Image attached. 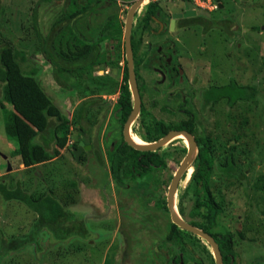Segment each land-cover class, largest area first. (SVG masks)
<instances>
[{
    "label": "rangeland",
    "instance_id": "1",
    "mask_svg": "<svg viewBox=\"0 0 264 264\" xmlns=\"http://www.w3.org/2000/svg\"><path fill=\"white\" fill-rule=\"evenodd\" d=\"M136 1L103 0L99 4L101 8L82 19L81 30L89 36L101 30L106 19L115 22L113 17L119 18L123 26L121 46L118 40H111L110 34L102 37L101 46L107 51L108 60L119 53L118 48H123L125 55V23ZM65 2L68 0H0L3 8L0 21L10 40L32 51L35 65L25 64V69L36 70V78L71 122L83 102L95 100L87 113L88 121L73 125L67 144L70 148L78 141L84 142L86 149L80 156V160L85 156L84 160L76 161L66 149L60 158L45 164L30 169L21 164L16 155L18 143L6 134V118L12 106L4 102L0 84V181H7L11 188L20 183L29 193L52 190L54 196L75 213L76 219L85 223L88 233L60 244L44 232L39 239L40 247L32 243L18 252L12 251L3 264H176L174 261H178L182 252L180 246L167 241L173 222L164 204L170 183L187 155L186 143L178 138L161 148L160 153L168 161L166 169L145 179L127 181L126 188L114 182L110 155L123 137L114 116L119 93L106 94L101 99L98 95L81 99L78 88L64 87L66 83L57 80L51 64L41 53L34 29L37 16L42 36L50 35L59 13L65 11ZM147 5L143 4L135 13L132 29L136 38L142 36L145 42L138 53L140 66L150 57L147 45L164 42L166 38L167 28L160 36L153 37L150 33L149 29L157 33L162 27L156 21L150 23V28L143 25ZM160 6L166 14L187 11L190 7L181 2L160 3ZM196 12L209 20L207 32L204 27L193 25L170 36L176 44L172 61L181 64V81L170 88L167 82H156L162 76L158 72L141 70L148 88L146 108L151 113L150 119L168 124H177L194 115L198 135L214 139L216 164L223 163L231 147L237 146L235 159L239 171L245 172L246 177L241 181L215 169L212 188L225 214L221 225L213 231L234 233L238 241L235 246L238 264H264V190L255 189L256 184L262 186L264 183V0H232L225 10L196 9ZM1 40L4 38L0 33ZM163 51H166L165 46ZM108 63L96 67L93 74L120 84L122 75L118 65ZM119 66L123 67L124 63ZM152 68L160 69V66L153 63ZM231 80L241 86L257 85L256 99L239 101L234 107H230L227 100L217 105L204 104V92L209 87L225 85L226 90ZM229 115L235 119H230ZM246 118L248 124L241 131L236 130L233 122L237 119L244 122ZM139 120L131 133L135 142L143 144L146 132ZM77 127L84 128L87 133L79 132ZM240 133L244 136L236 141L234 136ZM193 172L192 167L181 178L176 193L177 212L178 201L184 196ZM259 179L263 182H258ZM72 181L77 182V188L69 187ZM183 200L187 215L181 217L189 223L194 201L191 195ZM36 219L37 214L25 204L4 202L0 198V243L26 236ZM185 244L186 264H198L199 260L210 264L205 247L212 255L213 251L206 240L190 233L185 236ZM10 245L7 242L4 247Z\"/></svg>",
    "mask_w": 264,
    "mask_h": 264
},
{
    "label": "trees",
    "instance_id": "2",
    "mask_svg": "<svg viewBox=\"0 0 264 264\" xmlns=\"http://www.w3.org/2000/svg\"><path fill=\"white\" fill-rule=\"evenodd\" d=\"M102 1L68 0L64 4L65 11L59 13L50 35L42 36L38 27L37 16L34 18V29L39 38L41 53L51 64L57 80L62 84L66 83L63 85L64 87L78 88L81 99L97 95L101 99L103 95L119 93L114 116L123 132L124 125L134 107L129 85L127 60L124 57L123 48L122 50L118 48L119 53L113 55L108 63L106 61L107 51L101 46L102 37L107 34H110L111 40H118L119 46H121L120 39L123 36V26L118 17H113L115 22L106 19L101 30L96 34L90 33L89 36H86L81 30L82 19L101 8L99 4ZM231 1L221 0L223 8H219L217 11L225 10L226 5ZM190 7L192 6L190 5ZM2 11L3 8L0 5V14ZM163 11L159 3H150L146 8L145 16L142 18L143 25L150 28V23L156 19L165 23ZM221 22L226 21L221 19ZM193 25L204 27L205 32L209 29L207 22L200 16L189 21L185 20V23L182 24L183 27L187 26L188 28ZM2 29L3 25L0 21V33L4 38L0 41V84L2 85L4 102H8L12 106V110L6 118L5 129L7 136L15 139L18 143L16 155L20 157L21 164L29 169L36 165L45 164L60 158L62 151L66 149H69L74 156V151L79 147L80 142L78 141L70 148L67 147L70 130L73 125H81L82 121H88L87 113L95 100L83 102L76 112L75 119L71 122L36 78V70L33 72V69L30 71L25 69V64L35 65L30 54L32 51L22 45H16ZM254 29L258 30V28ZM131 40L134 57L138 58L140 45L144 40L142 36L137 39L134 33H132ZM123 58L125 64L120 67L119 63ZM106 63L118 65L120 75H122L120 84L108 77L93 74L96 67ZM135 71L136 76H138V66L135 67ZM69 83H72L71 86H68ZM228 85L226 90L224 89L225 85L210 87L205 92V105L211 103L217 105L227 100V104L234 107L239 101H254L256 99L257 85L241 86L234 80H231ZM227 91L228 93H226ZM1 106L5 108L4 103H1ZM150 116L151 113L144 107L139 117V123L142 128H145V142H156L171 131H188L195 136L198 150L192 164L194 172L184 196L178 201L179 213L182 217L187 215L183 198L191 195L194 204L190 212L191 221L189 223L215 239L223 256L224 264H238L235 252L238 241L234 238V233L227 231L225 234H220L213 231L221 225L225 208L216 200L212 188L215 169L229 177H236L241 181L245 179L246 173L239 171L235 159L237 146L231 147L223 163L216 164L218 158L215 154L214 139L211 136H199L194 119L189 118L187 121L177 124H168L162 120L150 119ZM229 117L235 119L230 115ZM246 119L244 122H238V119L233 122L237 126L236 130L241 131L248 124V118ZM77 128L80 130L79 132L87 133L84 128ZM243 136L241 133L236 134L234 139L237 141ZM160 151L161 148L155 152L135 150L125 142L123 136L122 141L114 147L110 155L112 179L119 187L126 188L128 186L127 181L135 182L145 179L166 169L168 161ZM84 157H81V162ZM258 182H263V179H259ZM69 187L75 189L78 184L76 181H72ZM256 188L264 190V183L262 186L256 184ZM0 198L4 202L23 203L37 214V219L33 222L30 233L24 237L9 238L0 243V264L4 263L12 251L18 252L32 243L40 247L39 239L44 232L50 236L53 242L60 244H66L70 239L88 233L85 223L76 219L75 213L66 207L60 199L56 198L52 190L29 193L22 188L20 183L17 184V187L11 188L7 181L3 180L0 181ZM164 208L169 211L166 201ZM189 234L190 232L172 224L167 241L180 246L182 252L178 261L175 259L174 263L176 264L187 263L185 236ZM197 239L199 240V238ZM7 242L11 245L5 248L4 245ZM205 249L210 264H216L212 252L206 247ZM198 264L204 263L199 260Z\"/></svg>",
    "mask_w": 264,
    "mask_h": 264
},
{
    "label": "water",
    "instance_id": "3",
    "mask_svg": "<svg viewBox=\"0 0 264 264\" xmlns=\"http://www.w3.org/2000/svg\"><path fill=\"white\" fill-rule=\"evenodd\" d=\"M146 2V0H137L128 11L126 23H125V55L126 60L128 64V72H129V85L130 90L132 93V99L134 103L133 111L126 122L124 129H123V136L125 142L135 150L143 151V152H155L159 150L160 148L164 147L165 145L170 144L172 141L178 139L180 136H184L188 138L190 147L187 148V155L182 161L178 171L174 175V178L171 182V185L169 187V192L167 196V206L168 210L171 216V220L173 224L178 226L180 229L188 231L190 233H193L197 235L198 237L206 240L208 244L211 246L215 263L216 264H224L223 256L221 254L220 248L218 244L216 243L215 239L208 233L204 232L203 230L191 225L187 221H185L179 212H177L176 207V193L177 188L179 186V183L181 181V178L183 175L188 172L190 168H192L193 161L196 157L197 150H198V144L196 142L195 137L190 134L187 131H171L169 132L165 137L162 139L146 143L144 145L137 144L133 138H132V127L134 123L137 121V119L140 117L141 114V108H142V101L140 97V92L137 85V78H136V71H135V61H134V54H133V48H132V29H133V23H134V16L135 13L142 7V5ZM220 8H223V5L221 4ZM195 15V11H190L183 14H176L174 15V19L171 22V29L174 30L176 19H180L183 17L193 16ZM264 30V28H263ZM86 149V145L84 142H81L78 149L74 151V156L76 161L80 160L81 154ZM9 169L11 167L9 166Z\"/></svg>",
    "mask_w": 264,
    "mask_h": 264
},
{
    "label": "flooded vegetation",
    "instance_id": "4",
    "mask_svg": "<svg viewBox=\"0 0 264 264\" xmlns=\"http://www.w3.org/2000/svg\"><path fill=\"white\" fill-rule=\"evenodd\" d=\"M181 3H185L186 5L189 6V4H187L186 2H181ZM190 11H195V15L176 19L175 28H174V30H172L171 29V22L174 19V15H176V14H183L184 15L185 13L190 12ZM164 14H165L164 21H165V23H167V25H165V23L161 22L160 20L156 19V23H159L160 27L161 26L162 27L157 30V33L153 29H149L150 33L154 35L153 37H156V35L160 36V34L162 32L165 33V28H167L166 34H164V35H166L164 42L159 41V42H155L153 44L149 43L147 45L148 49L146 51H148L150 53V57H148L147 63L145 62L146 64L143 63L140 66L139 65V62H140L139 56H138V58L134 57L135 67L138 66V68H139L138 76H136V78H137V85H138V89H139L140 97H141V101H142L141 111L143 110L144 107H146V95H147V91H148V88L146 85L147 83H146V80L142 77L141 70L142 69H146V70L151 69V70L158 72V74L159 75L161 74L162 76H161V79L156 80V82L158 84H163L164 82H167L168 87H170V88L173 87V85H175L177 82H180L181 81L180 80L181 74H182L181 64H176L175 62L172 61L174 53H175V49H176V44L170 39V36L172 34H175L179 30H184V29L188 28L187 26H185V27L182 26V24L185 23V20L189 21L193 18H196L197 16H200L205 22L209 21V20L205 19L204 16L197 14L196 10L191 9L190 7L187 8V11L182 10V11L175 12V13L170 12L168 14H166V13H164ZM166 21H168V22H166ZM144 44H145V42L143 41V43L140 45V47L142 48ZM163 46L166 47L165 52L163 51ZM133 54H134V52H133ZM142 56L146 57L145 54H142ZM106 61L109 62L110 59L108 60V58H107ZM123 63L125 64L124 58L120 61L119 64L123 65ZM153 63H157L160 66V69H158V68L153 69L152 68ZM196 82L197 81L195 79V83ZM205 92H204V97H205ZM177 93H179V92H177ZM211 104H213V103H211ZM189 113H190V111H189ZM193 117H194V115H193ZM193 117L191 119H194ZM184 121H187V120H184ZM186 154H187V152H186ZM170 185H171V183H170ZM168 192H169V189H168ZM167 208H168V206H167Z\"/></svg>",
    "mask_w": 264,
    "mask_h": 264
},
{
    "label": "built area",
    "instance_id": "5",
    "mask_svg": "<svg viewBox=\"0 0 264 264\" xmlns=\"http://www.w3.org/2000/svg\"><path fill=\"white\" fill-rule=\"evenodd\" d=\"M184 2L186 0H146V3H167V2ZM186 2L191 3L198 9L214 11L217 10L221 4V0H187Z\"/></svg>",
    "mask_w": 264,
    "mask_h": 264
},
{
    "label": "bare ground",
    "instance_id": "6",
    "mask_svg": "<svg viewBox=\"0 0 264 264\" xmlns=\"http://www.w3.org/2000/svg\"><path fill=\"white\" fill-rule=\"evenodd\" d=\"M132 138H133V136H132ZM179 139H183L184 141H185V143H186V148H189L190 147V143H189V140H188V138H186V137H184V136H180V137H178ZM134 140V139H133ZM137 143V142H136ZM137 144H139V145H144V144H146L145 142L143 143V144H140V143H137ZM191 169V168H190ZM189 169V170H190ZM188 170V171H189Z\"/></svg>",
    "mask_w": 264,
    "mask_h": 264
},
{
    "label": "clouds",
    "instance_id": "7",
    "mask_svg": "<svg viewBox=\"0 0 264 264\" xmlns=\"http://www.w3.org/2000/svg\"><path fill=\"white\" fill-rule=\"evenodd\" d=\"M176 2H181V1H176ZM184 2H186V1H184ZM167 3H168V2H167ZM186 3L189 4V6L191 5V6L193 7V8L190 7L191 9H194V8H195V10L198 9V8H196L195 6H193L191 3H189V2H186ZM144 4H148V5H149L150 3H146V2H145ZM161 4H164V3H161ZM148 5H147V6H148ZM159 5H160V3H159ZM220 6H221V4H220ZM220 6H219V8H220ZM141 8H142V7H141ZM219 8H218V9H219ZM218 9H217V10H218ZM220 9H221V8H220ZM140 10H141V9H140ZM198 10H201V11H207V10H202V9H198ZM209 12H212V11H209ZM125 56H126V55H125Z\"/></svg>",
    "mask_w": 264,
    "mask_h": 264
}]
</instances>
